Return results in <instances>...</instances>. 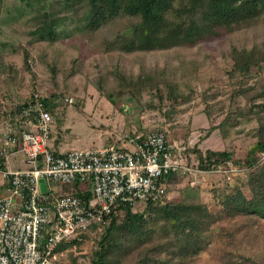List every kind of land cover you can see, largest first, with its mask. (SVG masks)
Instances as JSON below:
<instances>
[{
	"label": "rangeland",
	"instance_id": "374dc122",
	"mask_svg": "<svg viewBox=\"0 0 264 264\" xmlns=\"http://www.w3.org/2000/svg\"><path fill=\"white\" fill-rule=\"evenodd\" d=\"M52 1H2L0 98L6 99L8 105L28 101L32 94L54 101L51 110L53 149L58 146L69 150L121 146L129 137L166 124L171 134L169 142L180 151L179 164L189 170L199 169L196 158L189 152L195 146L202 152L229 150L234 158L243 159L247 148L256 141L255 118H244L233 129L224 127L211 131V128L218 126L228 112L247 113V99L264 89L263 66L260 70L252 71V78L244 87L245 90L250 89L231 102L238 87L232 85L225 75L231 68V46L250 48L264 42L263 22L249 30L209 39L189 48L127 55L107 53L101 42L103 37L110 38L111 33L126 26L129 20L125 18L113 22L101 34H88L83 29L85 21L80 14L59 27L58 31L65 33L57 43L50 45L39 41L35 34V17L41 5L47 6ZM25 55L29 69L24 66ZM73 61L77 62L76 67H73ZM141 65L146 69L174 71L178 101L192 91L188 103L176 105V114L171 121L163 115L167 108L161 111L157 101L148 93L137 103L128 97L111 102L99 92L98 80L104 78L114 66L137 74ZM51 67L56 70L54 80ZM182 67L186 69H183L185 72ZM106 79L108 82L103 86L109 90L113 83L111 78ZM66 96L74 98L73 106L59 101L58 98ZM263 103L264 100H260L254 104ZM164 104H169V101L164 100ZM259 112V109H254V113ZM10 162L19 165V158L12 157ZM201 171L202 174L179 173L178 181L168 186L164 202L159 206L180 199L198 201L212 215V227L216 231H210L207 235V247L199 255L186 260L174 259L168 264H227L241 258L264 263V220L253 222L246 217L225 219L217 206L219 195L229 191L235 180H245L246 173L241 170L227 181L222 173L215 170ZM94 240V236L89 235L78 245L65 249L59 257L60 262L90 264ZM159 241L154 236L152 244ZM137 254L134 251L123 258L122 264H134ZM159 258H166V253L162 252Z\"/></svg>",
	"mask_w": 264,
	"mask_h": 264
},
{
	"label": "trees",
	"instance_id": "16d2710c",
	"mask_svg": "<svg viewBox=\"0 0 264 264\" xmlns=\"http://www.w3.org/2000/svg\"><path fill=\"white\" fill-rule=\"evenodd\" d=\"M80 14L85 21L83 29L88 34H101L113 22L123 18L129 20L121 30L111 33L110 38L101 39L105 52L129 55L189 48L209 39L254 28L260 22L264 23V0H53L38 9L35 17L38 40L50 45L57 43L65 33L58 31L59 27ZM229 58L231 68L225 75L232 85L238 87L231 98L233 102L236 96L250 89L245 90L244 87L252 78V71L264 66V42L250 48L231 46ZM76 63L73 61V67ZM24 66L29 67L26 55ZM50 72L54 80L55 68L51 67ZM173 73L166 69H146L141 65L138 73L132 74L114 66L98 80V90L111 102L128 97L138 103L148 93L157 101L161 111L167 108L163 115L171 121L176 114V105L188 103L192 98L190 90L189 95L178 101V84ZM106 77L113 83L109 90L103 86L108 82ZM164 100L169 104L165 105ZM260 100H264V89L247 99V113L228 112L218 126L211 128V131L224 127L233 129L242 119L255 118L256 141L247 148L243 159L234 158L229 150L202 152L195 146L189 151L196 158L200 170L213 171L231 163L246 173L245 180H235L229 191L219 195L217 206L225 219L246 217L253 222L264 220V160H261V155H264V103L254 104ZM42 102L46 108L50 106L49 99ZM255 108L260 112L254 113ZM178 177L179 172L167 176V189L178 181ZM81 197L88 199L89 195ZM164 199L165 196L136 212L128 205H116L106 218V225L94 236L95 248L89 263L122 264L123 258L134 251L138 253L134 264H168L174 259L186 260L199 255L207 247V235L216 231L212 227V215L198 201L180 199L159 206ZM88 236L61 244L56 251L78 245ZM154 236L161 241L152 244ZM161 251L166 253L163 260L159 258ZM227 264L264 263L241 258Z\"/></svg>",
	"mask_w": 264,
	"mask_h": 264
},
{
	"label": "built area",
	"instance_id": "2783aa9c",
	"mask_svg": "<svg viewBox=\"0 0 264 264\" xmlns=\"http://www.w3.org/2000/svg\"><path fill=\"white\" fill-rule=\"evenodd\" d=\"M43 99L32 94L8 105L0 98V264H62L58 246L95 236L116 205L142 211L166 196L171 173H203L179 164L180 151L169 142L166 124L121 146L53 149L55 103L46 108ZM58 99L75 104L71 96ZM12 157L19 165L11 164ZM215 172L230 181L241 170L227 163Z\"/></svg>",
	"mask_w": 264,
	"mask_h": 264
},
{
	"label": "water",
	"instance_id": "95a60500",
	"mask_svg": "<svg viewBox=\"0 0 264 264\" xmlns=\"http://www.w3.org/2000/svg\"><path fill=\"white\" fill-rule=\"evenodd\" d=\"M40 190H41V192H45L46 191V186H45V183L44 182H41L40 183Z\"/></svg>",
	"mask_w": 264,
	"mask_h": 264
},
{
	"label": "crops",
	"instance_id": "0c3cea01",
	"mask_svg": "<svg viewBox=\"0 0 264 264\" xmlns=\"http://www.w3.org/2000/svg\"><path fill=\"white\" fill-rule=\"evenodd\" d=\"M170 135H171V134H170ZM169 138H170V136H169ZM56 149H57L58 151H60V152H62V151H68V150H69V149L61 148V146L56 147Z\"/></svg>",
	"mask_w": 264,
	"mask_h": 264
}]
</instances>
